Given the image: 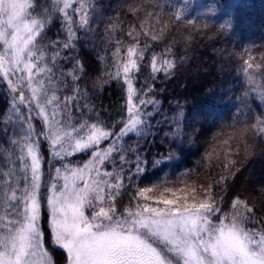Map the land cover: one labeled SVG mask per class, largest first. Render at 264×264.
<instances>
[{"label": "snow or ice", "instance_id": "6c2138e0", "mask_svg": "<svg viewBox=\"0 0 264 264\" xmlns=\"http://www.w3.org/2000/svg\"><path fill=\"white\" fill-rule=\"evenodd\" d=\"M96 10L95 0H0V87L11 97L0 112V264H264V220L238 195L225 211L226 184L217 198L212 184L197 189L186 182L192 170L181 173L179 186L167 179L143 187L137 182L146 172L142 138L160 135L168 148L153 167L174 158L173 144L180 149L185 141L194 142L184 129L182 107L152 123L161 114L160 102L152 98L151 85L134 86L148 51L147 44L139 46L140 34L129 31L134 42L123 52L122 42L115 41L114 70L105 69L104 83L122 81L126 115L111 128L86 115L95 106L78 85L82 61L67 71L61 61L72 62L62 52L75 49L77 31H91ZM174 15L179 20L180 10ZM53 16L65 39L45 43ZM118 27L110 25L106 35ZM98 59L107 65V56ZM261 61L254 63L249 54L241 70L264 104V83L255 77V70H264V56ZM174 67L171 59L151 57L153 79L158 72L170 75ZM244 125L243 136L264 137V112ZM130 136L135 139L126 146ZM78 154L88 158L81 162ZM213 157L219 159L215 149L205 159ZM224 158L230 172L234 161L227 151ZM226 180L222 175L216 183ZM55 248L66 254L60 262Z\"/></svg>", "mask_w": 264, "mask_h": 264}, {"label": "trees", "instance_id": "16d2710c", "mask_svg": "<svg viewBox=\"0 0 264 264\" xmlns=\"http://www.w3.org/2000/svg\"><path fill=\"white\" fill-rule=\"evenodd\" d=\"M95 6L91 31H77L79 39L75 49L62 52L63 56L71 55L72 62L61 61L64 71L71 69L76 60L82 61L84 72L78 85L88 92V101L95 106V111L87 110L86 115L92 122L99 121L109 128L126 115L122 81H104L108 78L105 69L114 70L115 41H121L122 52L126 51L134 42L129 36L132 31L134 35L140 34V47L148 46L136 72L134 86L147 89L151 85L152 98L160 102L161 114L152 123L182 107L187 117L183 122L184 129L194 141H185L180 149L173 144L177 152L174 158L153 167L151 162L161 153L167 154L168 148L161 143L160 135L154 139L142 138L139 150L146 172L143 179L137 181L140 186H150L161 179L179 186L182 182L177 178L181 173L192 170L186 182L197 189L212 184L217 198L227 185L223 209L226 210L229 201L238 195L254 206L257 219L264 220V213H261V205H264V137L251 132L242 135L244 122L247 120L250 125L264 112V104L249 90L251 86L241 70L243 59L249 54L254 57V63H262L264 0H95ZM177 9L181 12L179 20L174 15ZM113 24L119 25L115 34L106 35ZM45 32V43L65 39L61 21L55 16ZM145 32L147 36L143 35ZM152 36L157 39L153 40ZM153 54L174 61L170 75L158 72L155 79L152 78ZM103 56H107V65L99 62L98 57ZM255 77L257 83H264V70H255ZM68 83L71 85L70 80ZM65 91L71 95V87ZM10 101L6 87H0V112L7 110ZM151 110L149 107L148 111ZM75 115L79 117V113ZM76 122L79 123V119ZM120 127L122 125L117 124L115 131L118 132ZM229 137V144L224 145L222 142ZM134 139L130 136L126 146L132 145ZM214 149L219 153V159H205ZM226 151L234 161L230 172L224 168ZM44 155L47 158V152ZM129 155L134 157L132 153ZM87 158L82 154L75 157L81 162ZM107 167L111 170L112 165ZM222 175H227V180L216 183ZM127 202L125 194L123 203ZM54 252L55 261H62L64 254L57 248Z\"/></svg>", "mask_w": 264, "mask_h": 264}, {"label": "rangeland", "instance_id": "374dc122", "mask_svg": "<svg viewBox=\"0 0 264 264\" xmlns=\"http://www.w3.org/2000/svg\"><path fill=\"white\" fill-rule=\"evenodd\" d=\"M46 147V146H45ZM45 152H47L46 150H45ZM44 152V153H45ZM48 154V153H47ZM45 156V155H44ZM230 203H231V200L229 201V203H228V205H227V209L225 210V211H227L228 210V208H229V206H230ZM258 227V226H257ZM58 250H60L62 253H63V250H61V249H59V248H57ZM64 254V256L66 255L65 253H63Z\"/></svg>", "mask_w": 264, "mask_h": 264}]
</instances>
